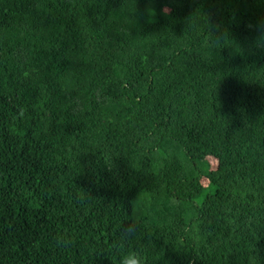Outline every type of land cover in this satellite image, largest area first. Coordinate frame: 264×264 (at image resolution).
Wrapping results in <instances>:
<instances>
[{"label":"trees","instance_id":"obj_1","mask_svg":"<svg viewBox=\"0 0 264 264\" xmlns=\"http://www.w3.org/2000/svg\"><path fill=\"white\" fill-rule=\"evenodd\" d=\"M261 20L0 0V264H264Z\"/></svg>","mask_w":264,"mask_h":264},{"label":"clouds","instance_id":"obj_2","mask_svg":"<svg viewBox=\"0 0 264 264\" xmlns=\"http://www.w3.org/2000/svg\"><path fill=\"white\" fill-rule=\"evenodd\" d=\"M256 31L258 33L255 38L254 46L256 49L264 51V20H261L257 27ZM112 259L115 261L116 256L113 255ZM117 264H143V257L138 253H127L122 256V258L117 261Z\"/></svg>","mask_w":264,"mask_h":264}]
</instances>
